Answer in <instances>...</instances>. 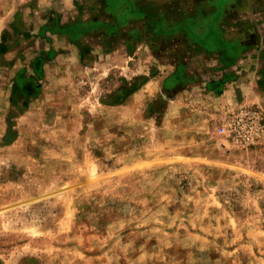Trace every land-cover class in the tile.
<instances>
[{
	"label": "rangeland",
	"instance_id": "374dc122",
	"mask_svg": "<svg viewBox=\"0 0 264 264\" xmlns=\"http://www.w3.org/2000/svg\"><path fill=\"white\" fill-rule=\"evenodd\" d=\"M118 1L0 0V264H264V0Z\"/></svg>",
	"mask_w": 264,
	"mask_h": 264
},
{
	"label": "built area",
	"instance_id": "2783aa9c",
	"mask_svg": "<svg viewBox=\"0 0 264 264\" xmlns=\"http://www.w3.org/2000/svg\"><path fill=\"white\" fill-rule=\"evenodd\" d=\"M242 120H243L242 118H236L235 119V121L231 125L230 133L233 136H234V134L236 136H238L240 138L241 142L243 141L245 144H247L249 142H254V140L256 139V136H257V132L260 129L259 124H258V116H256V115H254L252 117L249 116V117L244 119V123L242 124L244 126V130H243L244 133H242L239 129ZM250 120L254 124L253 126L248 125ZM246 125L250 127L249 129H252V130L254 129V131L249 136H247L248 130L245 128Z\"/></svg>",
	"mask_w": 264,
	"mask_h": 264
},
{
	"label": "crops",
	"instance_id": "0c3cea01",
	"mask_svg": "<svg viewBox=\"0 0 264 264\" xmlns=\"http://www.w3.org/2000/svg\"><path fill=\"white\" fill-rule=\"evenodd\" d=\"M127 7V0H120L118 1L116 8L122 10Z\"/></svg>",
	"mask_w": 264,
	"mask_h": 264
}]
</instances>
